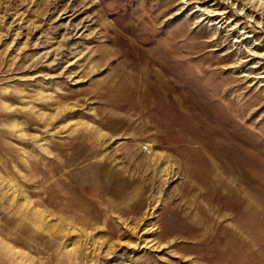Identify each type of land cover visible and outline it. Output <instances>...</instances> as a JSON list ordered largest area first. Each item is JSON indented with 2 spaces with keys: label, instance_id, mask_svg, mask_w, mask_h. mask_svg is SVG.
Instances as JSON below:
<instances>
[{
  "label": "rangeland",
  "instance_id": "obj_1",
  "mask_svg": "<svg viewBox=\"0 0 264 264\" xmlns=\"http://www.w3.org/2000/svg\"><path fill=\"white\" fill-rule=\"evenodd\" d=\"M231 2L0 0V264H264V13Z\"/></svg>",
  "mask_w": 264,
  "mask_h": 264
},
{
  "label": "bare ground",
  "instance_id": "obj_2",
  "mask_svg": "<svg viewBox=\"0 0 264 264\" xmlns=\"http://www.w3.org/2000/svg\"><path fill=\"white\" fill-rule=\"evenodd\" d=\"M245 1H246L247 7L254 8L255 10L259 11L258 12L259 14L264 13V2L263 1H260V0H245ZM225 2H226V0H225ZM227 3H232V2H231V0H229V2H227ZM233 8H235V7H233ZM202 11L205 12V14H207V16H213V15H221V14H223V12H214V11L209 10L207 8H204V7H203ZM240 12H241L240 14L243 13L242 10H240ZM253 56H261V55L254 54Z\"/></svg>",
  "mask_w": 264,
  "mask_h": 264
},
{
  "label": "clouds",
  "instance_id": "obj_3",
  "mask_svg": "<svg viewBox=\"0 0 264 264\" xmlns=\"http://www.w3.org/2000/svg\"><path fill=\"white\" fill-rule=\"evenodd\" d=\"M226 2H229V0H226Z\"/></svg>",
  "mask_w": 264,
  "mask_h": 264
}]
</instances>
